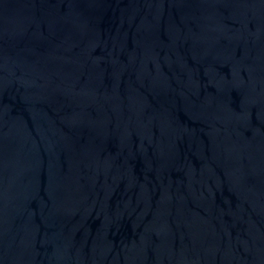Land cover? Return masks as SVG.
I'll return each instance as SVG.
<instances>
[{
  "label": "water",
  "instance_id": "1",
  "mask_svg": "<svg viewBox=\"0 0 264 264\" xmlns=\"http://www.w3.org/2000/svg\"><path fill=\"white\" fill-rule=\"evenodd\" d=\"M0 264H264V0H0Z\"/></svg>",
  "mask_w": 264,
  "mask_h": 264
}]
</instances>
